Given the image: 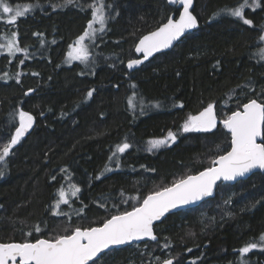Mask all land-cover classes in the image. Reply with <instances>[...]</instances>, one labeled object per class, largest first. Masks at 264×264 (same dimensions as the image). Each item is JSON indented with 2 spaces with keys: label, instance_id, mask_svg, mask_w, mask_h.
I'll list each match as a JSON object with an SVG mask.
<instances>
[{
  "label": "trees",
  "instance_id": "trees-1",
  "mask_svg": "<svg viewBox=\"0 0 264 264\" xmlns=\"http://www.w3.org/2000/svg\"><path fill=\"white\" fill-rule=\"evenodd\" d=\"M242 2L195 0L199 28L172 50L130 70L126 63L136 57L138 40L177 16L178 5L167 0H4L15 8L34 7L12 28L0 15V37L17 32L19 47L27 49L0 55V147L14 134L18 116H13L20 109L34 116L35 126L6 163L0 162V242L100 226L229 151L231 134L222 124L214 131L191 132H183L182 125L209 103L222 120L249 100L264 103V0L244 9L252 25L224 11ZM100 3L105 29L92 42L88 62L70 64L69 45ZM169 131L176 135L172 145L148 150L150 141ZM124 142L131 147L109 160ZM70 185L79 187L77 196H71ZM61 186L69 202L57 207ZM155 231L157 240L112 249L94 264H163L166 259L264 264V172L218 184L214 197L167 215ZM248 243L257 247L241 254Z\"/></svg>",
  "mask_w": 264,
  "mask_h": 264
},
{
  "label": "snow or ice",
  "instance_id": "snow-or-ice-1",
  "mask_svg": "<svg viewBox=\"0 0 264 264\" xmlns=\"http://www.w3.org/2000/svg\"><path fill=\"white\" fill-rule=\"evenodd\" d=\"M169 2L172 5L182 6V10L178 9V19L169 16L166 23L140 38L139 43L135 46V51L142 53L144 60L152 56L153 53L171 46L173 41L178 40L187 30L197 27V19L190 11L192 0H169ZM71 3L72 0H65V4ZM258 6L259 0H252L251 4L248 3V0H243L237 7L224 11L241 19L244 24L252 25L253 21L244 17V9L246 7L255 9ZM54 7H60V5H54ZM32 8L33 5L25 4L18 5L13 9L4 3V0H0V15H8L7 23L9 25L15 24L18 17L25 16ZM104 9L103 3L93 6L91 19L87 22L84 32L74 41L73 45H69L66 56L68 62H87L89 60L91 52L86 41H94L97 32L104 31L107 20ZM95 24H99L100 27H94ZM16 35L13 32L7 44L0 45V48L6 47L7 52L13 55L16 52L27 53V49L18 46ZM260 39L264 41V36H261ZM260 52L261 58L264 59V49H261ZM23 62V60L20 61L21 64ZM141 63L140 59H132L128 61L127 67L131 69ZM28 91L33 90L29 89ZM25 94L27 95V93ZM91 96L92 90L87 93V97ZM128 103L131 107H135L132 97H129ZM16 116H18V126H15L14 134L10 135V139L0 147V162L6 163V158L10 155L13 147L33 126L34 117L29 112L20 109L14 114L13 119ZM222 123L231 134V150L212 160L211 166L195 175L177 179L170 186L150 192L138 206L132 207L131 211L112 215L100 226L85 228L76 226L70 233L66 229L65 234L48 239H36L34 242L27 239L31 233H27L22 242H0V264H89L93 258H97L98 254L110 246L122 245L145 237L156 240L153 222L160 220L172 209L211 195L214 185L221 178L234 180L252 169H264V142H257L258 138L264 137V103L258 102L256 99L249 100L238 107L236 111L227 115ZM216 126L217 116L214 104L209 103L197 114L188 115L182 125V130L183 132L210 131ZM170 140H176V135L172 131H169L163 139L150 141L148 150L159 148ZM130 147L131 145L127 142L116 145V150L109 160L124 153ZM105 171H111V169L105 166ZM3 174L0 171V176ZM52 179L55 180L56 177L53 176ZM70 188L71 196H77L80 191L79 187L70 185ZM58 196L57 207L61 202L65 204L69 202L68 193L63 186L58 189ZM34 231L40 232V226L35 225ZM260 241L264 242V234L261 235ZM256 247V243H248L241 247L239 252L246 254ZM163 264H173V261L167 259L163 261Z\"/></svg>",
  "mask_w": 264,
  "mask_h": 264
},
{
  "label": "water",
  "instance_id": "water-1",
  "mask_svg": "<svg viewBox=\"0 0 264 264\" xmlns=\"http://www.w3.org/2000/svg\"><path fill=\"white\" fill-rule=\"evenodd\" d=\"M168 2H169V0H167ZM194 5H195V0H192V5L190 6V11L192 12V14L196 17V19H197V27H195V28H193V29H189V30H187L178 40H176V41H173V43H172V45L171 46H169L168 48H164V49H161L160 51H158V52H155V53H153V55L152 56H150V57H148V59H146V60H144L143 59V54L142 53H138V52H136L135 51V53H136V57H134V58H132V59H140V60H142V63L141 64H139V65H136V66H134L133 68H131L130 70H136V69H138V68H140L141 66H143L145 63H147L148 61H150L152 58H154L156 55H158V54H160V53H162V52H165V51H169V50H172L187 34H189L190 32H193V31H195V30H197L198 28H199V26H200V20L198 19V17H197V15L195 14V12L193 11V9H194ZM179 7H180V9L182 10V6H180V5H178ZM178 16H179V14L176 16L175 14H173V15H171V17L173 18V19H178ZM167 22V20L164 22V23H166ZM163 24V23H162ZM159 27V26H158ZM157 27V28H158ZM156 28V29H157ZM156 29H154V30H152V31H155ZM152 31H150V32H152ZM150 32H148V33H150ZM148 33H146V34H144V35H147ZM143 35V36H144ZM142 36V37H143ZM141 37V38H142ZM140 40V39H139ZM139 40H138V42H137V44L139 43ZM136 44V45H137ZM132 59H130V60H132ZM128 63V62H127ZM127 63H126V66H127ZM128 68V67H127ZM129 69V68H128ZM30 93H32V91L31 92H27V94H30ZM257 100V99H256ZM258 102H260L259 100H257ZM214 111L216 112V116H217V126H216V128H214V129H211L210 131H214V130H216L221 124L223 125V123H222V119L218 116V112H217V109H216V107L214 106ZM34 117V116H33ZM34 126H35V118H34V123H33V126H32V128H30L29 130H28V132L21 138V140L23 139V138H25L26 136H28L31 132H32V130L34 129ZM228 132H229V130L228 129H226ZM20 140V141H21ZM19 141V142H20ZM18 142V143H19ZM257 142L258 143H260V142H264V137H261V138H258V140H257ZM230 150H231V148H230ZM229 150V151H230ZM225 154V153H224ZM223 154V155H224ZM203 171V170H202ZM256 172H264V169H260V168H255V169H252L250 172H248V173H245L243 176H238V177H236L234 180H224L223 178H221L220 180H218L217 182H216V184L214 185V187H213V191H212V194L211 195H209V196H205V197H202L200 200H197V201H194V202H192V203H189V204H186V205H183V206H179V207H177V208H175V209H172L169 213H166L165 214V216H163V217H161V219L160 220H158V221H154L153 222V232H154V235L157 237V239H158V235L156 234V231H155V224H157V223H159V222H161V221H163L165 218H166V216L167 215H169V214H171V213H174V212H177V211H180V210H184V209H187V208H192V207H196V206H199L202 202H204L205 200H207V199H209V198H212V197H214L215 195H216V192H217V187H218V184H220V183H231V184H234V183H236V182H238V181H240V180H245V179H248L252 174H254V173H256ZM195 174H197V173H194V174H191V175H195ZM131 211V210H130ZM95 227V226H94ZM156 239V240H157ZM148 240H151L150 238H147V237H145V238H143V239H140V240H133V241H131V242H128V243H125V244H122V245H114V246H110L108 249H105V250H103V252L102 253H100V254H98V257L97 258H93V261H95V260H97V259H99L103 254H105L106 252H108V251H110V250H112V249H115V248H121V247H126V246H129V245H132V244H134V243H138V242H142V241H148ZM34 242V241H33ZM5 243V242H4ZM93 261H90L89 262V264H91Z\"/></svg>",
  "mask_w": 264,
  "mask_h": 264
},
{
  "label": "rangeland",
  "instance_id": "rangeland-1",
  "mask_svg": "<svg viewBox=\"0 0 264 264\" xmlns=\"http://www.w3.org/2000/svg\"><path fill=\"white\" fill-rule=\"evenodd\" d=\"M8 6H10V5H8ZM10 7H12V6H10ZM34 7V6H33ZM13 9H15V7H12ZM5 15V17H6V19H5V21H6V25L8 26V27H11L12 28V26H15V24L13 25H9L8 23H7V21H8V19H9V17H8V15L7 14H3V16ZM94 27H96V28H99L100 27V25L99 24H95L94 25ZM16 34H17V32H15ZM98 33H100V32H97V34H96V36L98 35ZM11 38V34H2L1 35V37H0V45H6L7 44V42H8V40ZM16 39H17V41H19L18 40V34L16 35ZM77 39V38H76ZM75 39V40H76ZM74 40V41H75ZM92 42L93 41H86V43L88 44V46H89V49H90V52H91V44H92ZM74 43V42H73ZM73 45V44H72ZM18 46H19V42H18ZM3 53H8L7 52V49H6V47L5 48H0V55L1 54H3ZM18 52H16L15 54H17ZM14 54V55H15ZM13 55V54H12ZM91 56V55H90ZM90 58V57H89ZM76 62H81V61H71V62H69L70 64H72V63H76ZM88 62V61H87ZM83 63H86V62H83ZM218 116L220 117V115L218 114ZM221 118V117H220ZM174 133V132H173ZM175 134V133H174ZM167 136V134L164 136V137H166ZM163 137V138H164ZM163 138H161V139H163ZM173 142L174 141H168V143H166L167 145H172L173 144ZM165 144V145H166ZM167 260V259H166Z\"/></svg>",
  "mask_w": 264,
  "mask_h": 264
}]
</instances>
